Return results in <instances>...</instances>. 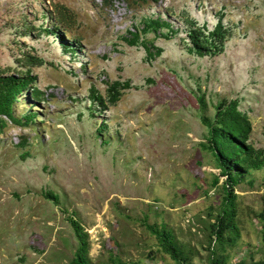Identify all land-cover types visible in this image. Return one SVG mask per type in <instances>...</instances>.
Wrapping results in <instances>:
<instances>
[{
  "label": "rangeland",
  "instance_id": "1",
  "mask_svg": "<svg viewBox=\"0 0 264 264\" xmlns=\"http://www.w3.org/2000/svg\"><path fill=\"white\" fill-rule=\"evenodd\" d=\"M148 16L174 32L143 33ZM219 18L223 50L191 51V21L211 29ZM55 24L60 38L46 30ZM130 32L160 53L148 59L140 42L126 41ZM64 42L75 43L77 56ZM23 51L46 61L31 68L45 96H20L14 114L35 118L26 126L7 120L0 132V264H69L77 246L71 214L87 232L90 264H177L149 226L171 232L191 264L264 256L254 214L264 169L249 170L232 190L237 230L220 239L212 231L224 177L213 184L219 169L199 145L207 129L194 94L205 91L210 119L213 103L237 99L252 124L250 142L264 149V0H0V71L17 67ZM117 79L130 87L99 112L90 86L104 95Z\"/></svg>",
  "mask_w": 264,
  "mask_h": 264
},
{
  "label": "trees",
  "instance_id": "2",
  "mask_svg": "<svg viewBox=\"0 0 264 264\" xmlns=\"http://www.w3.org/2000/svg\"><path fill=\"white\" fill-rule=\"evenodd\" d=\"M114 1L116 0H103L104 4H111ZM127 1L146 3L150 1L158 2L159 0ZM58 15L60 20L69 17L67 11L62 7L58 9ZM191 22V28L187 31V36L192 45L190 47L191 51L199 56H205L216 55L223 50V41L227 36V29L220 18L211 29L206 25L197 27L195 21ZM141 24L140 30L143 33L152 31L163 37H168L169 34L163 33L161 31L162 28H167L170 32H174L172 25L161 16L144 17ZM46 30L54 31L57 37H61L57 24L52 29L47 28ZM130 35V38H125L126 41L130 44L140 42L146 50L148 59H152L156 54L160 53L161 48L148 45L147 40L140 39L138 32H130ZM63 46L72 56H77L79 49L74 42H64ZM151 48H154V51ZM18 63L17 67H6L0 71V132L7 126V120L16 126H26L35 118V113H25L23 120L14 114V106L20 96L27 94L32 100H44L45 92L35 85L36 75L32 74L31 68L41 66L46 61L35 53L23 51ZM9 70L14 72L10 73L8 72ZM129 87V80L117 79L106 86L104 95L94 86H90L88 96L92 103L97 104L99 108L97 110L100 112L109 105L115 104L122 95L123 90ZM198 92H194V94L201 112L200 120L207 129L199 145L202 149L210 152L216 168L219 169L218 175L213 179V184L216 185L218 183L220 176L224 177L222 205L212 224V231L215 237L220 239L224 231L237 230L234 222L235 206L232 201V190L244 180V175L249 170L264 169V149L256 148L250 142L252 124L248 114L239 109V101L237 99H222L217 103H213L212 107L215 115L213 119H210L202 114L208 105L205 91L200 89ZM262 185L264 187V178L262 179ZM115 188L113 186L108 189L112 191ZM41 195L45 199L50 200L55 206L61 207L59 196L53 190L43 188ZM261 200L262 207L259 211H254V214L261 226V246L264 250V190ZM69 216L67 219L77 241V246L69 264H90L87 232L73 214ZM149 229L158 240L162 251L168 254L175 263L191 264L188 255L174 242L171 232L151 226H149ZM212 262L213 264H232L218 257H213ZM236 264H264V256L251 262L239 261Z\"/></svg>",
  "mask_w": 264,
  "mask_h": 264
}]
</instances>
